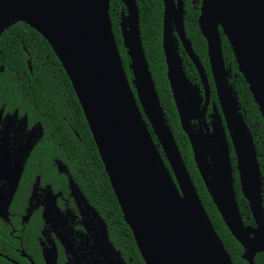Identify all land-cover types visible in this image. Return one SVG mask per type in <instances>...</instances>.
I'll use <instances>...</instances> for the list:
<instances>
[{
    "label": "water",
    "instance_id": "1",
    "mask_svg": "<svg viewBox=\"0 0 264 264\" xmlns=\"http://www.w3.org/2000/svg\"><path fill=\"white\" fill-rule=\"evenodd\" d=\"M72 1L0 0V36L9 26L23 22L50 45L76 94L123 218L145 264H233L165 123L142 47L136 0H120L128 13L126 45L135 91L114 37L109 16L111 0H82L78 10L69 6ZM168 1L164 0L166 12ZM177 2L180 17L174 20L175 26L194 59L183 29V1ZM166 19L165 16L167 32ZM198 26L207 42L218 99L236 155L240 190L248 202L254 226L245 225L240 214L222 130L215 129L216 142L223 147L211 152L208 161L198 139L186 127L187 119L182 116L181 121L207 175V192L230 233L243 247L242 258L254 264L255 256L264 252L261 171L253 136L228 85L219 28L264 121V0H201ZM186 83L190 85L180 74L178 85ZM40 135L41 128L35 127L27 143L14 154L13 166L9 165L8 127L1 137L0 177H4L8 189H0V214L5 218L24 162ZM74 188L85 227L94 238L97 264H125L110 244L105 221ZM56 214L54 203L46 206L45 217L51 225L50 219ZM66 239L64 243H72L69 237Z\"/></svg>",
    "mask_w": 264,
    "mask_h": 264
},
{
    "label": "trees",
    "instance_id": "2",
    "mask_svg": "<svg viewBox=\"0 0 264 264\" xmlns=\"http://www.w3.org/2000/svg\"><path fill=\"white\" fill-rule=\"evenodd\" d=\"M184 2L186 33L207 62L205 40L197 23L199 2L196 0ZM137 5L140 34L149 69L160 96L164 115L170 124L197 193L233 264H248L242 258L243 247L230 233L207 192L193 161L187 137L179 127L176 108L165 77V63L161 51L162 0H137ZM123 9L121 1H110L109 16L114 37L126 74L131 77L129 57L122 44L119 30ZM221 39L226 63L232 68L231 81L238 94V103L253 136L261 171L264 210V121L247 83L237 70L230 45L222 32ZM0 69H2L0 81L5 85V91L0 96V106L3 107L4 113L27 115L30 124L38 122L43 130V136L37 144L41 147L31 155V158L29 157L26 164L24 174L26 189L27 175L33 164H36V172L40 174L42 181L50 183L56 190L60 189L67 206L77 213L75 203L68 194L66 177L60 176L52 165L55 158L63 160L75 187L105 221L108 239L118 256L125 264H145L133 234L123 218L76 94L48 42L23 22L9 26L0 36ZM152 137L157 143L153 134ZM158 147L167 164L159 145ZM236 199L244 224L253 226L254 219L248 202L241 193L237 176ZM19 200L22 209L24 203L22 196ZM60 206H63V203ZM76 220H79V215ZM75 227L80 226L76 224ZM254 264H264V252L255 256Z\"/></svg>",
    "mask_w": 264,
    "mask_h": 264
},
{
    "label": "flooded vegetation",
    "instance_id": "3",
    "mask_svg": "<svg viewBox=\"0 0 264 264\" xmlns=\"http://www.w3.org/2000/svg\"><path fill=\"white\" fill-rule=\"evenodd\" d=\"M182 1L183 4L180 7V9H181V16L183 17V29L185 33V38L187 40V43L189 44L188 46L191 48L194 54V59L196 60V62H198L199 65H197L194 59L190 56L189 51L187 50L186 46L184 45L182 39L179 37V34L177 32L174 21V20H178V18L180 17L179 4L177 0L168 1L167 12H166V5L164 3V0H162L161 51L163 55V61L165 63V77L168 83L171 97L173 99L176 108L179 127L187 137L191 149L193 161L196 165V168L198 169L200 176L202 177V181L204 185L207 175L203 169L202 162L199 160L198 156L196 155L195 144L191 136L188 135V133L183 127L181 121L182 116L184 117V119H187L186 127L189 128L198 139L201 148L203 149L206 159L208 161H210L211 152H214L223 147V144L220 145L216 142V134H217L216 130H218L219 128L222 130L223 140L226 143L224 146L227 148L229 160L231 163L234 189L236 194V176L239 184L238 171L236 167V155L233 145L231 143L229 131L220 105V101L218 99L217 88L214 81L210 59L208 55L207 42L206 39L204 38L205 49H206L205 53L207 57V62H206L205 58L203 57L204 55L198 52V49L194 45V42L186 33V29H185L186 7L184 0ZM196 1L199 2V15H200L201 0H196ZM136 4H137V0H136ZM137 9H138V5H137ZM138 14H139V9H138ZM165 16L167 17L166 19L167 32L165 31ZM127 22H128V13L126 6L124 5V9L121 10V17L119 20V30L122 39V44L126 49V53L128 55V46L126 44L129 43V38L126 33L129 30V27ZM197 23H198V18H197ZM139 24H140V19H139ZM139 31H140V27H139ZM221 32L222 30L221 28H219L220 38H221ZM142 47H143V43H142ZM221 48H222V39H221ZM222 54H223V50H222ZM223 58L225 63V71L227 75L228 85L230 87L233 97L235 98L237 108L239 109V112L243 117L241 106L238 103L239 100L238 94L231 81V78L233 76L232 68L231 66L227 65L224 54H223ZM148 68H149V64H148ZM199 69L202 70V75ZM237 70H238V65H237ZM180 74L184 76L186 80H188V83L190 85H187V83L184 85H178ZM127 78L132 86V74L131 77L127 76ZM173 83L175 85L174 89H173ZM154 87L160 102V106L163 110L165 123L167 124L169 130L173 135L170 124L168 123L164 115V109L163 106L161 105L160 96L157 91L155 82H154ZM132 89L133 91H135L133 86ZM175 90H176V94H175ZM13 115H15V117L11 118V116ZM6 127H8V135L10 138L11 162L9 163V165L13 166V159L15 157L14 154L16 152H19L18 147L20 145H23L28 140V135L33 133L35 127H40V124L38 122L30 124L28 122L27 115L25 116L24 114L18 115L16 113L13 114L4 113L3 116H0V140L2 135L4 134ZM149 127L150 126L148 125V128ZM150 132L152 135L153 134L152 130H150ZM35 135H38V133L36 132ZM42 136H43V130L41 129V135L36 140V143L30 150L28 157L24 162L22 174L18 182L17 189L15 190L13 197L8 206L7 217L5 218L0 214V264H97V262L95 261L97 259V255H96L97 251L94 252V247H93L94 238L92 236V233L90 234L87 228L85 227L82 214L79 210V207L77 205V202L73 194V189H75L74 188L75 185L73 183L74 181L72 180V176L69 173V169L67 165L63 162V160L59 158H55L54 161L52 162V165H54L55 171L60 176L66 177V184L69 192L68 194L72 197L75 203L77 213L72 208L67 206V203L64 201L63 198V193L60 189L56 190V188H54L50 183H44L42 181L40 174H37L36 172V164H33L32 166L33 168L31 169L30 173L27 175L28 184L26 189L27 182L25 181L26 177L24 175L26 164L29 157L31 158V155L38 148L41 147L37 144L39 143ZM157 144L158 142L156 143V145ZM0 150H1V146H0ZM166 165L168 166V164ZM0 175L2 174L0 173ZM0 189L3 190V192H6L8 189L7 182L2 176L0 177ZM20 191L22 192L19 195ZM20 196H22V202H24L22 205V209L19 200ZM53 203L57 214L51 217L50 220L53 223L51 225L50 223L47 222V219L45 217V208L46 206L51 207ZM62 203L63 206H60V204ZM78 215H79V220H76ZM76 224H78L80 227L79 228L75 227ZM68 237L72 241L71 244L63 242L64 240H67L66 238ZM65 244L70 245V248L67 249ZM89 246L91 247V249L89 248Z\"/></svg>",
    "mask_w": 264,
    "mask_h": 264
},
{
    "label": "snow or ice",
    "instance_id": "4",
    "mask_svg": "<svg viewBox=\"0 0 264 264\" xmlns=\"http://www.w3.org/2000/svg\"><path fill=\"white\" fill-rule=\"evenodd\" d=\"M0 71H2V69H0ZM5 91V85L3 83V81H0V96L3 95V92ZM4 115V111H3V107L0 106V116Z\"/></svg>",
    "mask_w": 264,
    "mask_h": 264
},
{
    "label": "bare ground",
    "instance_id": "5",
    "mask_svg": "<svg viewBox=\"0 0 264 264\" xmlns=\"http://www.w3.org/2000/svg\"><path fill=\"white\" fill-rule=\"evenodd\" d=\"M83 1L82 0H74L72 1L69 6L75 10H78L80 9V4L82 3Z\"/></svg>",
    "mask_w": 264,
    "mask_h": 264
}]
</instances>
